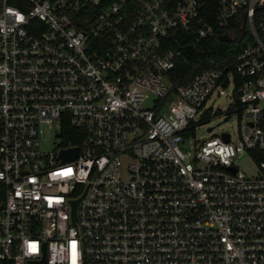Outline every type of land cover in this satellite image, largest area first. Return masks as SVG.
Returning a JSON list of instances; mask_svg holds the SVG:
<instances>
[{
  "label": "built area",
  "instance_id": "1",
  "mask_svg": "<svg viewBox=\"0 0 264 264\" xmlns=\"http://www.w3.org/2000/svg\"><path fill=\"white\" fill-rule=\"evenodd\" d=\"M263 121L264 0H0V264H264Z\"/></svg>",
  "mask_w": 264,
  "mask_h": 264
},
{
  "label": "trees",
  "instance_id": "2",
  "mask_svg": "<svg viewBox=\"0 0 264 264\" xmlns=\"http://www.w3.org/2000/svg\"><path fill=\"white\" fill-rule=\"evenodd\" d=\"M192 39L194 37V33L182 32L179 29L170 32L168 37V42L165 45L166 48H172L176 45V40L180 42L184 40V37ZM215 45L217 48V52L211 54L212 57H215L218 60L216 67L222 68L228 65L229 68H234V56L238 49L241 46L236 44H231L229 42H225L220 40L219 38H214L211 41H208L204 44V48L209 49V45ZM210 62L206 57L205 53H201L200 51H194L188 53L187 60H179L176 64L175 69L172 72V77L175 83L177 84H185L187 83L193 75L197 72L210 67ZM262 127H264V121L262 122Z\"/></svg>",
  "mask_w": 264,
  "mask_h": 264
},
{
  "label": "rangeland",
  "instance_id": "3",
  "mask_svg": "<svg viewBox=\"0 0 264 264\" xmlns=\"http://www.w3.org/2000/svg\"><path fill=\"white\" fill-rule=\"evenodd\" d=\"M247 31H249V26H247ZM208 104L212 108V114L201 119L200 127L197 130V138L203 139L209 137L212 134L209 129L212 128L213 133L228 131L231 133L233 139H237L239 134L237 116L232 115L228 122H224L223 113H226L227 108L230 105L229 99L225 96H221L220 98L214 97V99ZM239 166L249 175L257 174L258 168L248 156L242 157L239 161Z\"/></svg>",
  "mask_w": 264,
  "mask_h": 264
},
{
  "label": "water",
  "instance_id": "4",
  "mask_svg": "<svg viewBox=\"0 0 264 264\" xmlns=\"http://www.w3.org/2000/svg\"><path fill=\"white\" fill-rule=\"evenodd\" d=\"M220 39L223 40V41H228V42L231 41V39H230V38H227V37H220ZM226 120H227V119H226ZM209 130L211 131L212 128H210ZM223 138H224V140H225L226 142L229 141V135H228V134H224V135H223ZM76 154H77V149L72 150V151L67 155V157H68V158H72V157L76 156ZM65 156H66V155H65ZM231 170L234 171V172L236 171V169H233V168H231Z\"/></svg>",
  "mask_w": 264,
  "mask_h": 264
},
{
  "label": "crops",
  "instance_id": "5",
  "mask_svg": "<svg viewBox=\"0 0 264 264\" xmlns=\"http://www.w3.org/2000/svg\"><path fill=\"white\" fill-rule=\"evenodd\" d=\"M221 40V39H220ZM223 41V40H222ZM225 42H228V41H225Z\"/></svg>",
  "mask_w": 264,
  "mask_h": 264
}]
</instances>
